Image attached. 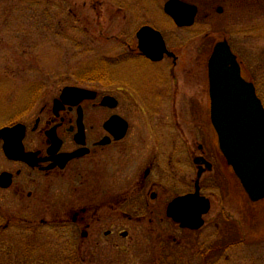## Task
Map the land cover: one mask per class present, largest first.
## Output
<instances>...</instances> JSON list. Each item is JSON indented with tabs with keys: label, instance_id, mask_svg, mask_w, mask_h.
<instances>
[{
	"label": "rangeland",
	"instance_id": "rangeland-1",
	"mask_svg": "<svg viewBox=\"0 0 264 264\" xmlns=\"http://www.w3.org/2000/svg\"><path fill=\"white\" fill-rule=\"evenodd\" d=\"M166 1L0 0V109H27L33 103L38 109L65 86L113 95L118 99L116 109L124 117L134 111L130 118L136 123L134 133L139 132L135 137L162 140L157 158L160 168L169 164L180 171L175 174L179 181L176 189L170 186L168 192L162 194L164 203L193 186L195 172L184 152L187 144L182 139L200 140L202 131L187 124L186 111L194 102L199 109H209L207 95L203 92L207 78L205 63L216 42L228 40L241 64L243 76L254 82L264 100V0H187L199 8L194 25L188 28H178L167 18L162 9ZM155 6L165 15L163 18L156 16ZM217 6L223 7L222 13L216 12ZM142 22H153L162 30L168 47L175 48L180 58V66L173 73L178 83L174 85V76L165 62L158 65L163 69L162 74L154 70L149 75L150 81L155 77L161 79L159 92L154 86H148V94L143 91L147 87L140 76L145 72L143 64L138 61L137 75L132 76L124 61V41L130 40L133 36L130 33ZM157 109H161V113ZM146 113H153L155 121H160L151 126L153 130H148V135L142 125ZM172 114L176 118L179 116L177 128L172 123ZM173 139H181V143L173 145L174 148L165 144ZM206 145L212 149L209 160L213 170L205 173L202 179H211L206 192L211 199V209L199 232L179 231L168 219L165 223L158 221L160 216H154L150 223L147 221L149 215H144L141 221L117 220L111 226H95L93 231L97 230L101 237L99 245L94 247L93 237L81 248L78 236L54 233L41 227L33 249L26 251L28 236L19 233L24 232V228L17 232L15 227L0 235V264H147L159 255L157 262L161 264H197L200 249L225 238L228 221L240 228L242 243L214 257L211 264H264V199L250 201L217 149L213 131ZM173 149V160L169 163V152ZM118 176L117 187L124 180L122 174ZM157 176L163 179L164 185H171L173 181L168 170L157 172ZM126 189L132 191L134 188L129 184ZM127 195L132 197L136 192ZM128 201L130 203L126 202L118 210L119 216L121 211L135 214L136 205L133 200ZM149 204L156 206L154 202ZM48 213L38 210V226L40 219L49 220ZM106 228L116 234L105 238ZM122 229L128 231L125 238L117 233Z\"/></svg>",
	"mask_w": 264,
	"mask_h": 264
},
{
	"label": "flooded vegetation",
	"instance_id": "flooded-vegetation-1",
	"mask_svg": "<svg viewBox=\"0 0 264 264\" xmlns=\"http://www.w3.org/2000/svg\"><path fill=\"white\" fill-rule=\"evenodd\" d=\"M153 9L159 19L164 17L158 6ZM216 12L222 13L223 7L217 6ZM144 27L160 33L165 51L161 52L160 40L155 34L149 38L144 37L147 49L139 45L137 33ZM134 30L130 33L133 35L130 40L124 41L126 45L124 61L130 69V75H137L138 71L135 66L140 61L145 69L144 73H140L141 80L146 82L144 86L147 87L143 91L148 94V86H154L155 91L159 92L162 86L161 79L155 77L153 81H150L149 75L154 70L162 74L163 69H159L158 65L168 62L166 64H169L170 73L174 76L172 80L176 85L178 80L176 81V75L173 73L175 68L180 66V58L173 50L175 48L168 47L162 30L157 28L153 22L152 24L139 23ZM153 67L155 69H152ZM205 68L207 70V62ZM206 77L203 92L207 95L209 108L208 70ZM130 84L133 86L134 83L130 82ZM61 91L62 89L38 109L34 103L27 109H0V235L15 227L18 229L17 232L20 228H24V232L19 233L28 236L25 250L30 251L34 247V239L41 231V227L54 233L64 232L78 236L81 248L84 244L87 245L86 240L91 237L94 243L92 246L99 245L101 235L100 233L98 235L97 230L93 231L95 226L100 224L111 226L117 220L141 221L144 220V215H149L150 218L147 221L150 223L154 221V216H160L158 221L161 223H165V219H168L184 233L194 234L204 227L206 224L204 217L211 209V199L206 193L211 179L205 181L202 176L213 170V164L209 160L212 149L206 147V143L212 139L209 109L205 111L199 109L198 103L194 102L193 106L186 111L188 118L186 116L185 118L189 120L187 124L201 129L200 140L203 139L205 145L198 139H194L193 142L182 139V142L187 144L184 152L195 172L193 186L189 191L177 193L164 203L162 194H166L170 186L176 189V183L179 181L176 180L175 174L178 175L180 171L169 164L168 167L166 166L168 169L160 168L157 158L159 147L163 144L162 140L148 138V136L135 137L139 135V132L134 133L136 123H133L130 118L134 111H130L129 116L124 117L118 111L119 109H116L118 104L114 108L100 104L102 97L113 96L111 94L100 95L94 90L96 92L94 99H85L78 104L79 106H71L60 99ZM152 92L154 94L153 90ZM97 100L98 102H95ZM148 110L155 112L153 109ZM157 110L161 113V109ZM153 113H146L144 116L142 125L147 129L146 135L149 133L148 130H153L151 126L160 122L155 121ZM113 116H119L127 124L124 136L118 139L116 137L120 133L117 130L118 124L109 122ZM152 118L153 122H151ZM171 120L174 128L179 127V116L176 118V115L172 114ZM137 126L141 125L137 124ZM180 141L181 139H173L165 144L172 147L180 144ZM191 145L194 148L190 147ZM180 151L181 149L178 148V152ZM173 153L174 149L169 152V163L173 160L171 156ZM213 154H217L215 149ZM197 157L202 158L200 163H196ZM203 161L210 162L212 169L202 172L197 180L199 169H206ZM165 170L171 171L173 175L171 185H164L163 179L157 176V172ZM121 174L124 180L117 187L118 175ZM196 182H198L199 197L209 201V210L201 216L203 224L199 228L180 227L178 222H174L167 216V207L174 199L195 193ZM129 184L135 190H125ZM134 191L136 195L132 197L127 195ZM129 199L133 200V205H136L135 214L121 211L122 213H119L121 216H119L118 210L126 202L130 203ZM150 202H154L156 206H150ZM38 210H46L50 213H48L50 218L52 215L55 217L49 220L40 219L38 226L36 222ZM61 211L62 216H60ZM233 224L229 221L226 223L225 237H235L238 236V232L240 233L238 225L235 227ZM117 233L123 238L128 236V231L123 229ZM114 234L116 231L110 228L103 231L105 238ZM211 246L212 244L206 249L199 250L197 264H211L214 257L226 252L221 251L211 256ZM161 249L163 252L164 249ZM82 257L84 258L83 254ZM157 257L159 259L160 255L154 256V262L148 260L151 262L147 264L157 262ZM157 264L161 262L158 261Z\"/></svg>",
	"mask_w": 264,
	"mask_h": 264
},
{
	"label": "water",
	"instance_id": "water-1",
	"mask_svg": "<svg viewBox=\"0 0 264 264\" xmlns=\"http://www.w3.org/2000/svg\"><path fill=\"white\" fill-rule=\"evenodd\" d=\"M164 11L179 27L191 26L197 14V7L182 0H168ZM157 35L160 50L165 51L164 42L158 32L148 27L138 32L139 45L147 49L145 36ZM148 41V40H147ZM155 58V57H152ZM161 58V57H160ZM210 117L218 137L219 148L226 162L232 167L244 191L252 202L264 198V106L256 95L252 83L241 75L236 56L231 52L227 41L215 44L208 60ZM96 92L80 87L67 86L62 90L60 99L71 106L85 99H94ZM102 106L114 108L118 102L112 96H104ZM109 122L118 124L117 139L124 136L127 124L119 116ZM202 158L197 157L196 163ZM204 162V161H203ZM199 169L197 180L202 172ZM209 210V201L199 197L198 182L196 192L174 199L167 207L166 214L180 227L197 229L203 224L201 216Z\"/></svg>",
	"mask_w": 264,
	"mask_h": 264
},
{
	"label": "trees",
	"instance_id": "trees-1",
	"mask_svg": "<svg viewBox=\"0 0 264 264\" xmlns=\"http://www.w3.org/2000/svg\"><path fill=\"white\" fill-rule=\"evenodd\" d=\"M262 99V97H260ZM264 103V100H262ZM231 224V223H230ZM235 227L237 225L233 224ZM238 236L232 237H225L221 242L213 243L211 246V256H215L219 254L221 251H225L226 249L235 246L237 244L242 243V238L240 237V233L238 232ZM152 264H155L152 262Z\"/></svg>",
	"mask_w": 264,
	"mask_h": 264
}]
</instances>
